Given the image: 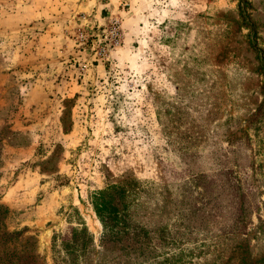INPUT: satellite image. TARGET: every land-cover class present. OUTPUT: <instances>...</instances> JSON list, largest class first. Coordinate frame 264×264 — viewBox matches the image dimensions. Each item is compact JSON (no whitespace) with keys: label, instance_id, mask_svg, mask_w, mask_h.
Wrapping results in <instances>:
<instances>
[{"label":"rangeland","instance_id":"obj_1","mask_svg":"<svg viewBox=\"0 0 264 264\" xmlns=\"http://www.w3.org/2000/svg\"><path fill=\"white\" fill-rule=\"evenodd\" d=\"M130 178L134 249L93 204ZM0 264H264V0H0Z\"/></svg>","mask_w":264,"mask_h":264},{"label":"trees","instance_id":"obj_2","mask_svg":"<svg viewBox=\"0 0 264 264\" xmlns=\"http://www.w3.org/2000/svg\"><path fill=\"white\" fill-rule=\"evenodd\" d=\"M246 5V2L241 4L242 7ZM149 191L141 187V184L135 179H124L122 182L110 184L107 188L96 191L93 194V204L97 215L104 227V239H119L120 242L127 245L128 248L134 249L139 244L154 243L151 233H157L162 229L163 225L156 226L155 221L150 226H145L140 223L139 216L143 210L148 207L149 200L140 201V195L148 193ZM134 199V206L130 204ZM132 207V208H131ZM131 208V209H130ZM158 210V207L155 211ZM154 211V212H155ZM155 217L154 213L150 214ZM244 220H239L240 224H243ZM80 234V236H79ZM169 236V234H166ZM81 238L82 236L87 239L89 235L88 229L84 228L80 232L73 234V242L75 237ZM176 238V237H174ZM178 240L173 241L172 244H177ZM246 241V240H244ZM85 245V241L82 242ZM67 249H70V244L66 245Z\"/></svg>","mask_w":264,"mask_h":264},{"label":"built area","instance_id":"obj_3","mask_svg":"<svg viewBox=\"0 0 264 264\" xmlns=\"http://www.w3.org/2000/svg\"><path fill=\"white\" fill-rule=\"evenodd\" d=\"M106 36L108 40L111 42L112 45H120L122 42V23L118 18H112L110 19V22L107 26L106 29ZM83 38V36H82ZM107 46L104 47H99L96 51V58L100 60L106 59L108 55V50L106 48ZM110 47V46H109ZM108 47V48H109Z\"/></svg>","mask_w":264,"mask_h":264},{"label":"bare ground","instance_id":"obj_4","mask_svg":"<svg viewBox=\"0 0 264 264\" xmlns=\"http://www.w3.org/2000/svg\"><path fill=\"white\" fill-rule=\"evenodd\" d=\"M94 227L96 228V226L94 225Z\"/></svg>","mask_w":264,"mask_h":264}]
</instances>
